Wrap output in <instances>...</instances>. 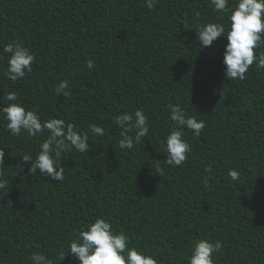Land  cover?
Segmentation results:
<instances>
[{
	"label": "trees",
	"instance_id": "trees-1",
	"mask_svg": "<svg viewBox=\"0 0 264 264\" xmlns=\"http://www.w3.org/2000/svg\"><path fill=\"white\" fill-rule=\"evenodd\" d=\"M229 15L214 11L211 0H159L153 9L145 0H0V147L8 181L0 190V264H31L32 252L78 264L63 255L98 217L160 264H188L203 238L223 245L215 264H264V71L254 63L244 80H227L226 38L201 48L196 34L207 23L223 24L226 34ZM11 42L35 56L31 73L15 82L2 51ZM63 79L68 97L54 91ZM9 92L42 120L61 118L88 132L87 153L59 157L63 181L19 167L22 154H38L47 132L11 135L2 111ZM170 103L205 122L198 137L185 130L192 151L179 167L166 164ZM136 109L149 117V135L122 150L115 116ZM93 123L105 135L93 136ZM229 169L240 179L231 181Z\"/></svg>",
	"mask_w": 264,
	"mask_h": 264
},
{
	"label": "clouds",
	"instance_id": "clouds-1",
	"mask_svg": "<svg viewBox=\"0 0 264 264\" xmlns=\"http://www.w3.org/2000/svg\"><path fill=\"white\" fill-rule=\"evenodd\" d=\"M158 3L159 0H145L148 9H153ZM211 4L218 13H230L229 27L225 34V27L221 23L200 26L196 32L200 47H210L221 36L226 38L223 64L227 80H244L254 63L257 71H264V51H260L264 49V0H238L234 8L229 7V0H211ZM2 51L8 54L6 75L9 80L15 82L31 73L35 56L27 47L11 42ZM3 58L0 56V59ZM94 64V60L87 61L90 69ZM54 91L57 96H70L69 80L59 81ZM5 99L9 103L2 109L3 119L7 121L6 128L13 137L22 133H27L28 137H39L47 132V137L39 145L38 154H22L19 167L22 169L30 165L29 174L35 175L39 169L40 175L56 182L63 181L65 168L59 157L62 153L73 150L87 153L90 149L88 132L78 131L74 123L61 118L42 120L35 108L28 109L18 100L16 92H9ZM167 107L168 119L174 126L166 135V164L179 167L186 162L192 151L189 141L185 139V130L198 137L205 128V122L189 116L179 103H170ZM114 123L120 129L118 147L122 150L133 149L149 135V117L143 109L122 112L115 116ZM90 132L93 136H103L106 129L93 123L90 125ZM4 160V148L0 147V190L8 184L4 178ZM211 172L212 166H206L207 175L201 178L205 188L209 186ZM228 176L231 181H237L240 179V172L229 169ZM7 207L11 209L12 201L8 202ZM68 247L63 258L66 254H71L78 264H160L155 256L132 246L129 236L124 231L115 230L110 220L104 217L94 218L93 222L82 227L69 241ZM222 247L220 240L199 239L191 247L188 264H215L214 254L219 253ZM29 259L31 264H53V260L43 252H32Z\"/></svg>",
	"mask_w": 264,
	"mask_h": 264
}]
</instances>
